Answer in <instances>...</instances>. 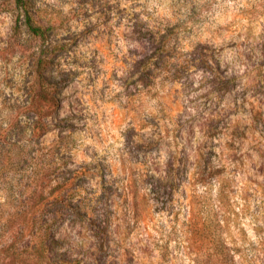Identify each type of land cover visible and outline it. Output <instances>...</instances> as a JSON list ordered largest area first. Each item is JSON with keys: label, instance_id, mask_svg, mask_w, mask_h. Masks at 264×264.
<instances>
[{"label": "rangeland", "instance_id": "1", "mask_svg": "<svg viewBox=\"0 0 264 264\" xmlns=\"http://www.w3.org/2000/svg\"><path fill=\"white\" fill-rule=\"evenodd\" d=\"M34 1L62 21L69 72L38 167L0 146V264H39L41 244L54 264H264V0ZM15 18L0 0V142L27 56ZM61 177L96 215L41 242L31 215Z\"/></svg>", "mask_w": 264, "mask_h": 264}, {"label": "trees", "instance_id": "2", "mask_svg": "<svg viewBox=\"0 0 264 264\" xmlns=\"http://www.w3.org/2000/svg\"><path fill=\"white\" fill-rule=\"evenodd\" d=\"M13 6L16 11L13 32L18 38L19 46L27 52V56H22L21 69L15 76L16 85L2 103L4 112L14 115L15 119L11 120V116H7L0 146L3 147L2 155L5 157L6 165L15 146L20 148L22 145L29 150L24 155L32 156L34 165L38 167L43 159V155L38 151L40 141L51 131L53 121L61 119L58 116L59 96L62 87L67 83L66 77L69 72L65 68L67 46L59 33L61 20L43 14L34 0H13ZM168 48L166 40L158 42L151 60L149 59L152 62L151 66L155 65L162 55L164 58ZM48 171L55 172L54 168ZM35 174L38 177L40 173L36 171ZM74 179L56 178L54 180L56 185L37 198L34 206L36 208L31 215V224L36 229L35 236L39 241L45 243L48 240L56 241L52 225L57 221H64L65 217L96 215L94 209L72 204L77 189L72 183ZM90 227L92 235L100 242H103V237L109 236L107 218L99 225L90 224ZM101 247L102 245L98 250H101ZM48 249L51 250V247ZM46 252L42 244L33 249L34 260L39 264H54L45 256ZM63 259L55 264L72 261L65 257Z\"/></svg>", "mask_w": 264, "mask_h": 264}]
</instances>
